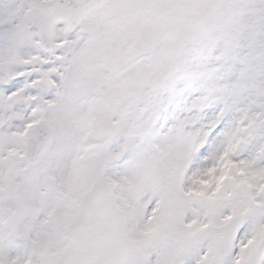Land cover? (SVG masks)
Here are the masks:
<instances>
[{
  "label": "snow or ice",
  "instance_id": "1",
  "mask_svg": "<svg viewBox=\"0 0 264 264\" xmlns=\"http://www.w3.org/2000/svg\"><path fill=\"white\" fill-rule=\"evenodd\" d=\"M0 264H264V0H0Z\"/></svg>",
  "mask_w": 264,
  "mask_h": 264
}]
</instances>
